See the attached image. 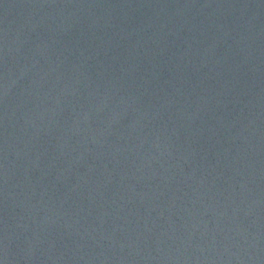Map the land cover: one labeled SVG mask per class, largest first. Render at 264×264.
I'll use <instances>...</instances> for the list:
<instances>
[{
  "label": "water",
  "instance_id": "water-1",
  "mask_svg": "<svg viewBox=\"0 0 264 264\" xmlns=\"http://www.w3.org/2000/svg\"><path fill=\"white\" fill-rule=\"evenodd\" d=\"M0 264H264V0H0Z\"/></svg>",
  "mask_w": 264,
  "mask_h": 264
}]
</instances>
